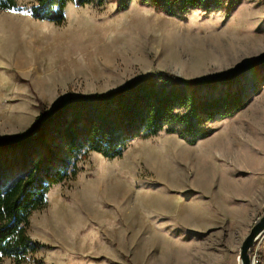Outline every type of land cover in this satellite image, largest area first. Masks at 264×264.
<instances>
[{"label":"rangeland","instance_id":"1","mask_svg":"<svg viewBox=\"0 0 264 264\" xmlns=\"http://www.w3.org/2000/svg\"><path fill=\"white\" fill-rule=\"evenodd\" d=\"M38 1L0 11V142L27 137L41 109L161 72L190 81L243 73L250 104L215 119L194 146L164 132L130 141L120 158L82 156L30 217L28 236L42 247L23 264H240L264 214V0L181 19L138 0L122 13L116 0L69 3L61 25L31 16ZM261 241L251 255L263 260Z\"/></svg>","mask_w":264,"mask_h":264},{"label":"trees","instance_id":"2","mask_svg":"<svg viewBox=\"0 0 264 264\" xmlns=\"http://www.w3.org/2000/svg\"><path fill=\"white\" fill-rule=\"evenodd\" d=\"M112 0H39L30 9L38 21L64 23L69 3L104 7ZM134 0H116V13ZM243 0H138L142 7L173 18L193 10L231 14ZM18 0H0V11L22 12ZM243 73L216 80H186L161 72L106 95H81L53 111L41 109L27 137L0 142V264H23L42 246L28 236L33 212L47 203L50 190L77 175L82 156L122 157L128 143L162 133L177 134L189 145L212 136L210 124L250 104L242 90ZM65 152L64 158L61 155Z\"/></svg>","mask_w":264,"mask_h":264},{"label":"water","instance_id":"3","mask_svg":"<svg viewBox=\"0 0 264 264\" xmlns=\"http://www.w3.org/2000/svg\"><path fill=\"white\" fill-rule=\"evenodd\" d=\"M264 238V214L252 227L248 237L241 246L239 263L252 264V249Z\"/></svg>","mask_w":264,"mask_h":264},{"label":"built area","instance_id":"4","mask_svg":"<svg viewBox=\"0 0 264 264\" xmlns=\"http://www.w3.org/2000/svg\"><path fill=\"white\" fill-rule=\"evenodd\" d=\"M263 260L259 255L258 250H255L252 256V264H262Z\"/></svg>","mask_w":264,"mask_h":264},{"label":"crops","instance_id":"5","mask_svg":"<svg viewBox=\"0 0 264 264\" xmlns=\"http://www.w3.org/2000/svg\"><path fill=\"white\" fill-rule=\"evenodd\" d=\"M261 251H262V255H263V263L262 264H264V239H262V241H261ZM235 263V261H234V259H232V264H234Z\"/></svg>","mask_w":264,"mask_h":264}]
</instances>
